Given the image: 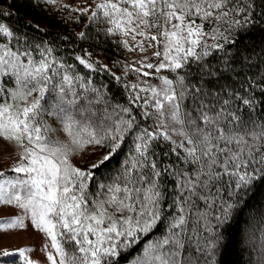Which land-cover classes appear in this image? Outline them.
<instances>
[{
  "label": "snow or ice",
  "instance_id": "obj_1",
  "mask_svg": "<svg viewBox=\"0 0 264 264\" xmlns=\"http://www.w3.org/2000/svg\"><path fill=\"white\" fill-rule=\"evenodd\" d=\"M94 9L103 35L129 51L152 49L155 62L145 57L132 71L159 83L126 85L128 106L113 104L51 47L0 23V138L22 150L15 175L0 171V205L22 210L50 241L48 264H120L131 249L130 264H218L227 247L219 228L247 198L264 196V0H99ZM45 115L66 141L50 138ZM129 135L119 174L98 185L99 198L89 194L93 173L70 157L98 146V170ZM15 227L23 217L0 223ZM30 251L16 254L33 264ZM254 264H264V241Z\"/></svg>",
  "mask_w": 264,
  "mask_h": 264
},
{
  "label": "trees",
  "instance_id": "obj_2",
  "mask_svg": "<svg viewBox=\"0 0 264 264\" xmlns=\"http://www.w3.org/2000/svg\"><path fill=\"white\" fill-rule=\"evenodd\" d=\"M95 4V0H54L51 4L46 0H4L0 3V23L8 25L17 35L27 37L31 43L51 47L53 58L64 62L66 66H72L71 72L83 77L85 81L90 80V86L100 89L113 104L126 107L129 104V92L132 90L125 86L142 82L138 77L140 74L132 71L134 67L130 66L129 61L132 53L139 50L129 51L118 44L122 39L119 36L103 35L107 25L90 19ZM3 13L9 15L5 16ZM81 32L85 33L83 39L79 37ZM5 42L6 38L0 37V43ZM129 44L131 46L132 42L129 41ZM9 46L14 48L15 40ZM88 53L91 54L90 57ZM77 55L93 63L95 70L80 65L75 59ZM33 56L39 59L37 51L33 52ZM162 73L168 75L167 72ZM116 77H120L119 81ZM45 100L52 104L55 98L46 94ZM137 111L134 109L133 114H137ZM44 119L47 126L54 131V125L62 129V124L55 116L45 115ZM138 120L142 126L153 130V119L143 120L138 116ZM54 131L50 133L53 140ZM63 134L66 135L64 132ZM132 147V137L126 136L121 148L113 154L106 166L98 170L91 169L90 165L104 149L93 147L95 151L91 154H95V157H82L79 167L93 173L87 182L89 194L99 198L98 185L111 182L119 174ZM219 231L225 237L227 247L217 257L218 264H254L259 258L260 245L264 241V196L247 198L246 204ZM136 255V249L125 252L120 264H130ZM18 258L12 256L7 259L13 263L24 264Z\"/></svg>",
  "mask_w": 264,
  "mask_h": 264
},
{
  "label": "rangeland",
  "instance_id": "obj_3",
  "mask_svg": "<svg viewBox=\"0 0 264 264\" xmlns=\"http://www.w3.org/2000/svg\"><path fill=\"white\" fill-rule=\"evenodd\" d=\"M95 1L96 3L99 2V0ZM151 52L152 49H148L143 53L140 51L132 53L131 58L129 59L131 63L130 66L138 68L140 66L139 62L145 57L149 58L146 62H155V58L151 56ZM145 71L153 72V70L149 69H145ZM138 77L141 81L147 80L150 83H159L155 78V74L149 77H143L142 75H139ZM54 127V140L66 141L67 137L63 134L62 129L59 128L58 125H54ZM21 151L22 150L14 143L4 141L0 138V171H4L6 175H15L10 172V169L17 163ZM94 151L93 147H86L83 152L70 157V160L75 166L79 167L82 157L86 159H88L87 157H95V154H91ZM17 217H23V228L15 227L7 230L0 229V264H20L19 262L13 263L7 259L12 258V256L14 258L19 257V261H24L23 257L16 254L19 249H31L30 252H27V256L33 261V264H48L46 253L44 252V245L49 244V251H51L50 241L43 233L37 231L31 226L30 217L24 214L22 210L9 205H0V223L11 221ZM5 250L14 253V255L3 256L2 253Z\"/></svg>",
  "mask_w": 264,
  "mask_h": 264
}]
</instances>
